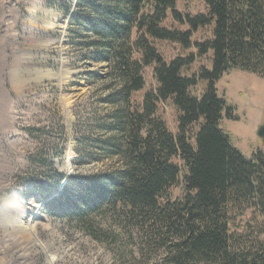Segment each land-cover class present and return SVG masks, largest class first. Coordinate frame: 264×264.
<instances>
[{
	"label": "trees",
	"instance_id": "obj_1",
	"mask_svg": "<svg viewBox=\"0 0 264 264\" xmlns=\"http://www.w3.org/2000/svg\"><path fill=\"white\" fill-rule=\"evenodd\" d=\"M176 1H77L68 30L95 36L82 43L86 57L107 62L116 82L101 98L117 107L104 127L110 134L91 140L115 163L87 178L57 175L55 187L65 179V213L89 231L94 214H115L140 233V245L163 250L161 264H264V152L246 157L230 143L219 122L235 115L216 87L235 68L264 76V0H201L206 11L196 14L176 10ZM168 11L187 29L164 26ZM208 26L209 38L191 41ZM150 39L194 45L198 56L210 51L211 66L186 76L195 55L165 61ZM152 64L156 87L135 106L131 95ZM199 81L206 84L196 96L190 89ZM166 100L178 111L175 134L157 114ZM179 181L183 193L171 199L168 190Z\"/></svg>",
	"mask_w": 264,
	"mask_h": 264
},
{
	"label": "rangeland",
	"instance_id": "obj_2",
	"mask_svg": "<svg viewBox=\"0 0 264 264\" xmlns=\"http://www.w3.org/2000/svg\"><path fill=\"white\" fill-rule=\"evenodd\" d=\"M77 1L0 0V264H161L163 250L140 245V233L121 217L103 209L89 216V231L67 215L65 179L54 184L57 175L87 178L115 163L91 140L109 133L104 127L117 107L101 98L116 82L108 77L107 62L86 57L89 47L82 43L95 36L68 30L80 9ZM175 9L206 11L201 0H177ZM169 15L164 26L187 29ZM210 35L211 26L199 28L191 41ZM150 40L165 61L193 53L182 71L186 76L211 66L210 51L198 56L194 45ZM152 68L142 69L144 86L130 98L135 106L156 87ZM205 84L199 81L191 93L199 96ZM216 87L235 115L219 122L230 143L246 157L264 152V136L257 133L264 126V76L235 68ZM157 114L175 134L178 111L171 101L159 102ZM182 193L180 181L168 190L171 199Z\"/></svg>",
	"mask_w": 264,
	"mask_h": 264
},
{
	"label": "water",
	"instance_id": "obj_3",
	"mask_svg": "<svg viewBox=\"0 0 264 264\" xmlns=\"http://www.w3.org/2000/svg\"><path fill=\"white\" fill-rule=\"evenodd\" d=\"M257 133L259 136L263 137L264 136V126L259 127Z\"/></svg>",
	"mask_w": 264,
	"mask_h": 264
}]
</instances>
